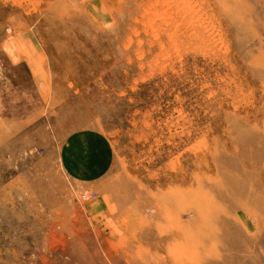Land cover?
Listing matches in <instances>:
<instances>
[{
  "label": "rangeland",
  "instance_id": "rangeland-1",
  "mask_svg": "<svg viewBox=\"0 0 264 264\" xmlns=\"http://www.w3.org/2000/svg\"><path fill=\"white\" fill-rule=\"evenodd\" d=\"M0 264H264V0H0Z\"/></svg>",
  "mask_w": 264,
  "mask_h": 264
},
{
  "label": "crops",
  "instance_id": "crops-1",
  "mask_svg": "<svg viewBox=\"0 0 264 264\" xmlns=\"http://www.w3.org/2000/svg\"><path fill=\"white\" fill-rule=\"evenodd\" d=\"M73 138L69 139L70 141L66 144V148L62 154V166L69 179L77 184L104 179L108 174V150L105 142L98 139L97 149L91 153L93 160L89 161L85 158L81 159L75 153V148L71 151L70 147L75 144L76 140Z\"/></svg>",
  "mask_w": 264,
  "mask_h": 264
},
{
  "label": "bare ground",
  "instance_id": "bare-ground-1",
  "mask_svg": "<svg viewBox=\"0 0 264 264\" xmlns=\"http://www.w3.org/2000/svg\"><path fill=\"white\" fill-rule=\"evenodd\" d=\"M169 6V5H168Z\"/></svg>",
  "mask_w": 264,
  "mask_h": 264
}]
</instances>
